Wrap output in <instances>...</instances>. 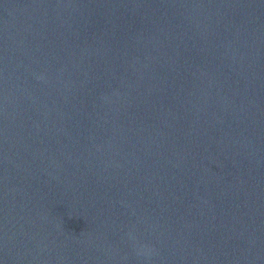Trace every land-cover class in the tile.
<instances>
[{"label": "water", "instance_id": "95a60500", "mask_svg": "<svg viewBox=\"0 0 264 264\" xmlns=\"http://www.w3.org/2000/svg\"><path fill=\"white\" fill-rule=\"evenodd\" d=\"M0 264H264V0H0Z\"/></svg>", "mask_w": 264, "mask_h": 264}, {"label": "clouds", "instance_id": "9594fccd", "mask_svg": "<svg viewBox=\"0 0 264 264\" xmlns=\"http://www.w3.org/2000/svg\"><path fill=\"white\" fill-rule=\"evenodd\" d=\"M128 236H129V239L134 242L137 255L147 258L154 254V249L148 244L137 240L135 235L132 232H129Z\"/></svg>", "mask_w": 264, "mask_h": 264}]
</instances>
